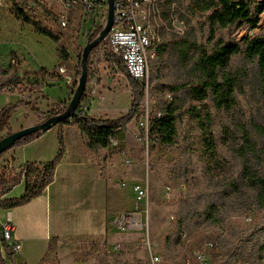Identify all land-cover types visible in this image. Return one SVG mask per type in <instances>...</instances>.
<instances>
[{"label":"rangeland","instance_id":"374dc122","mask_svg":"<svg viewBox=\"0 0 264 264\" xmlns=\"http://www.w3.org/2000/svg\"><path fill=\"white\" fill-rule=\"evenodd\" d=\"M173 1L174 8L178 6L184 12L183 23L173 27L169 18H153L154 28L162 33L164 41L172 43L190 33L198 44L210 48L220 39L240 40L255 33L264 36V12L254 29L241 26L219 29L210 35L207 14L188 12L189 0ZM163 8L168 9V5ZM80 20L74 18L66 30L56 34L69 53L64 63L76 84L80 75L78 54L87 39L86 34H82L89 26L85 23V29L83 25L81 28ZM209 36L212 39L208 42ZM13 53H16L15 57ZM101 58L94 49L88 62L92 90L90 115L116 118L128 110L129 81L116 60ZM60 61L56 43L32 24L21 21L11 10L8 0H0V105L20 99L30 102L29 106L19 105L12 111L9 125L0 131V135L15 131L13 128L31 119L28 108L40 117L37 123L43 121L47 116H42L45 112L41 110L52 101L67 96V84L62 77L36 87L35 78H44ZM157 67H160L161 84H186L194 78L192 60L186 61L173 43L162 59L154 53L149 60L148 77L141 81L144 83L142 110L145 114L151 110L157 93H151ZM229 70L239 76L236 101L230 108L217 107L210 98L200 103L189 95L187 87L178 93L179 137L175 146H156L149 151L142 131L146 118L141 116L127 124L122 140H118L121 151L113 155L106 168L114 173L122 169L124 179L120 181L123 184L129 180L132 185L137 183L147 188V198L136 211L141 226L121 230L111 223L110 230L118 236L117 243L107 244L97 238L103 249L91 258H86L83 249L91 242L88 239L55 242V251L58 248L75 264L93 258L97 264H152L151 253L159 258L158 264H200L194 254L197 250L204 253L202 264H264V206L256 202L258 188L249 180L252 175L264 176V86L255 66L243 55L232 58ZM115 71L120 75H115ZM5 74L7 76L3 77ZM12 74H21L13 93L10 89L7 92L2 89ZM29 79H33L32 85ZM191 106L199 109L197 115L191 112ZM206 135L212 139L211 148L207 146ZM132 185L124 184L123 188L130 192ZM22 193L23 186L16 185L7 195ZM134 206L115 213L111 221L114 216L134 212ZM178 228L186 231L187 236L176 244ZM168 234L173 239L167 244ZM209 241L214 247L206 246ZM54 250L43 264L60 263L64 256L58 253L55 258L51 257Z\"/></svg>","mask_w":264,"mask_h":264},{"label":"trees","instance_id":"16d2710c","mask_svg":"<svg viewBox=\"0 0 264 264\" xmlns=\"http://www.w3.org/2000/svg\"><path fill=\"white\" fill-rule=\"evenodd\" d=\"M172 2L174 1L164 0L162 4V17L166 19L169 13L172 12L177 13L179 18L183 19L185 16L184 12H181L178 6L174 8ZM165 5H168V9L163 8ZM187 9L188 12L192 14H207L206 21L209 25L210 35H214L219 29H235L241 26L248 27L249 29L258 27L260 15L264 12V0H189ZM16 16L23 22L32 25L34 23L28 16L19 12ZM85 23H88L89 26L82 35L86 34V38L90 40L94 39L103 27L102 23L98 21L95 15L90 13H85L83 15L80 20V27L82 28V25L84 27ZM36 29L49 36L56 43V50L61 60L60 62L67 61L69 53L66 51L64 44L60 43L59 36L46 30ZM161 34L162 33H159V39L154 42L157 58L162 59L170 44L173 43L186 61L192 60L194 78L186 82V84L184 82L161 84L159 79L160 67H157V72L153 77L155 84L151 88V93L153 95L156 91L160 93V95L158 96L156 93L151 110L145 114L142 110L144 83L132 78L126 71L120 58H117L115 60L129 81L131 99L128 110L123 115L116 118H95L91 116L89 112L92 90L91 84L89 83L88 72L86 87L78 106L71 116L62 119L57 124L59 126L57 133L58 150L55 156L47 162L26 161L16 171H14L13 168H9V173H7V167H1L0 209H10L27 203L33 197L41 194L45 187L52 182L55 167L66 150L61 129L64 124L77 125L81 135V147L85 152L97 156V164L100 167L101 173H104L106 165L111 162L113 155L121 151V148L118 147L119 145H112V140H122L123 132L132 119H139L141 116L146 118L145 128H143L142 131L145 135L149 151L153 150L156 146L171 148L178 143V120L180 118L178 93L182 89L187 87L186 89L189 95L200 103H204L205 99L210 98L217 107H232L236 101V93L239 85L238 73H233L229 70L230 61L234 56L243 55L249 63L254 65L260 83L262 87L264 86L263 35L258 33L245 35L240 40H236L235 38L220 39L209 48L206 44H198L190 33H187L184 37L172 43L168 40L164 41L161 38ZM211 39L212 36H209L207 41L209 42ZM104 42L105 40H102L92 51ZM81 52L82 51L78 54V67H80ZM90 54L88 56V62L90 60ZM15 56L16 53H13V57ZM104 57L112 61V58L108 54ZM19 77L20 76H16V74L10 76L7 84V86H10L9 92L13 93L15 91V87H17V83L20 79ZM29 77L31 78V76ZM35 79L37 81L36 87H40L41 80L39 78ZM29 81L32 85L33 79H29ZM75 87L76 82L72 85H67V96L64 99H58L57 102L52 104L47 117L60 113L66 108ZM158 89L161 90L158 92ZM19 105L29 106L30 102L20 99L15 103H9L0 108V131L7 128L12 111ZM190 110L195 115H197V111H199L195 106H191ZM10 132L11 131H8V133ZM42 133L43 132L37 131L25 135L18 139L12 147L25 145ZM3 136L4 135H0V138ZM205 139L207 146L211 148L212 139L207 135ZM105 151L108 152L106 153ZM249 180L258 188L256 202L263 207L264 176L252 175L249 177ZM19 183H22L24 186L23 193L19 196H8L7 194L9 191ZM233 188H237V186H233ZM184 233L187 236L186 231H181L180 228L177 229L176 244H179L180 238H182L181 241H183V239L185 240V238L182 237ZM172 239V236L168 234L166 236V243H170ZM54 245L55 238L53 237L49 241L50 251L54 250ZM83 249L86 258H91L103 248L100 242L95 240L88 243V246ZM3 253H5L7 257L13 254L12 243L7 242L4 238H0V264H6V258Z\"/></svg>","mask_w":264,"mask_h":264},{"label":"crops","instance_id":"0c3cea01","mask_svg":"<svg viewBox=\"0 0 264 264\" xmlns=\"http://www.w3.org/2000/svg\"><path fill=\"white\" fill-rule=\"evenodd\" d=\"M2 76L6 77L7 74ZM55 102L57 100L41 110L45 112L42 116H47L46 111ZM91 110L89 108L92 115ZM34 111L28 108L27 112L32 114V118L13 130L34 125L41 120ZM58 129V125L53 126L33 141L6 150L0 155V167L5 166L16 171L26 161L51 160L58 150ZM61 129L66 150L55 167L52 182L27 203L10 209H0V222L10 218L13 226L11 241L19 244L18 250L10 257L3 253L6 264H43L51 254L49 241L53 237L56 244L81 239L93 241L97 238H102L103 243H117L118 236L110 230L111 217L136 204L133 202L132 190L126 192L123 188L124 184L132 185V181L127 180L124 184L120 181L124 179L122 169L119 168L114 173L105 168V172L101 173L97 156L85 152L81 147V135L77 125L64 124ZM18 185L23 186L22 183ZM57 250H54L51 257L55 258L54 255L58 253L63 255L59 264H75L70 257ZM82 264H97V261L93 258Z\"/></svg>","mask_w":264,"mask_h":264},{"label":"built area","instance_id":"2783aa9c","mask_svg":"<svg viewBox=\"0 0 264 264\" xmlns=\"http://www.w3.org/2000/svg\"><path fill=\"white\" fill-rule=\"evenodd\" d=\"M8 2L15 15L18 12L24 14L34 22L35 28L53 34H59L66 30L74 18L81 19L85 13L95 15L98 21L104 25L108 11L106 0H8ZM163 2L164 0H113L112 27L104 39L105 42L96 48L99 56L102 57L101 60L105 59L106 54L112 60L120 58L132 78L139 81L146 80L149 74V60L155 53L154 42L159 39V31L154 28L153 18L156 16L163 18ZM173 4L174 2H172ZM168 18L173 27L175 24L183 23V20L175 13L170 12ZM12 62L15 63L14 60ZM114 74L120 75L117 71ZM59 77H62L67 85L73 83V78L64 62L57 64L51 72L46 73L45 77L40 79V87ZM2 89L7 92L10 86H3ZM112 145L117 146L119 142L112 140ZM132 190L136 203L134 212L122 213L117 217L114 216L112 220V223H115L121 230L140 227L142 224L136 211L140 209V204L146 200L148 190L137 183L132 185ZM12 228L9 217L0 222V238L10 240L12 251L15 252L18 250L19 244L11 241ZM185 236L184 233L182 237L185 238ZM206 246L212 248L214 243L209 241ZM194 254L200 264L204 263V253L201 250H197ZM150 258L152 264L160 262L159 258L152 253Z\"/></svg>","mask_w":264,"mask_h":264},{"label":"water","instance_id":"95a60500","mask_svg":"<svg viewBox=\"0 0 264 264\" xmlns=\"http://www.w3.org/2000/svg\"><path fill=\"white\" fill-rule=\"evenodd\" d=\"M106 1H107L108 11H107L105 24L103 25L101 31L94 39L92 40H90L89 38L86 39L80 57V75L77 79L76 87L74 89V92L70 100L67 103L66 108L62 112L51 115L37 124L15 130L0 138V155L3 152H5L7 149L12 147L13 144L21 137L37 131L45 132L50 128H52L53 126H56L62 119L72 115V113L78 106L81 96L84 93L86 87V80L88 75V56L92 51V49L106 38L113 24V0H106Z\"/></svg>","mask_w":264,"mask_h":264}]
</instances>
